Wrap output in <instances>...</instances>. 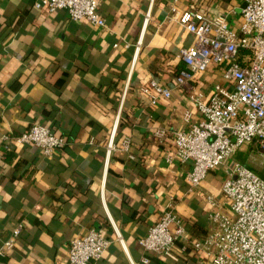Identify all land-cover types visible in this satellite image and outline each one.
Instances as JSON below:
<instances>
[{"label":"crops","instance_id":"1","mask_svg":"<svg viewBox=\"0 0 264 264\" xmlns=\"http://www.w3.org/2000/svg\"><path fill=\"white\" fill-rule=\"evenodd\" d=\"M35 1L0 0V250L23 224L0 264H69L70 240L92 228L105 230L112 242L91 264H146L145 256L148 264H212L193 242L214 229L215 205L226 211V166L193 187L192 165L167 158L173 130L200 119L191 94L209 96L215 84L226 85L222 68L176 86L186 68L179 50L196 38L171 17L173 0H99L107 27L73 20L64 9L49 13ZM244 3L179 0L177 6L224 15L238 29ZM152 79L172 96L153 105L142 91ZM37 122L68 144L46 156L14 141ZM114 128L116 149L108 161ZM172 205L187 232L175 246L176 261L139 244Z\"/></svg>","mask_w":264,"mask_h":264},{"label":"built area","instance_id":"2","mask_svg":"<svg viewBox=\"0 0 264 264\" xmlns=\"http://www.w3.org/2000/svg\"><path fill=\"white\" fill-rule=\"evenodd\" d=\"M178 1L173 0L170 5L171 17L196 39L194 45L179 50L186 68L178 74L176 86L191 85L199 74L218 66L227 82L215 84L209 96L204 92L191 94L200 119L187 129L172 132L175 147L167 159L192 165L188 180L193 187L201 185L211 170L226 166L223 185L226 211L215 205L210 214L214 229L203 240L194 241L193 248L212 264H264V178L252 167L231 160L244 145L255 144L264 152V0H244L238 29L224 15L211 17L194 6L179 10ZM35 6L49 13L64 9L73 20L108 26L107 18L100 12L99 0H36ZM150 16L151 11L147 13V21ZM142 44L140 37L137 53ZM243 49L250 53L242 55ZM142 91L153 105L173 93L155 79ZM115 131L114 128L108 143V161L116 149ZM164 134L163 130L157 131L159 136ZM13 139L19 144L39 147L46 156L68 144L64 136L38 122ZM129 147L127 140L124 148ZM209 200L214 204L212 195ZM112 223L116 238L123 241L117 225ZM22 228L23 224L14 228L0 255L14 247ZM185 237L183 221L172 205L139 238V244L148 253L176 261L175 246ZM111 242L105 230L98 228L75 236L69 243V264H91L101 259ZM143 263H150V258L145 256Z\"/></svg>","mask_w":264,"mask_h":264},{"label":"rangeland","instance_id":"3","mask_svg":"<svg viewBox=\"0 0 264 264\" xmlns=\"http://www.w3.org/2000/svg\"><path fill=\"white\" fill-rule=\"evenodd\" d=\"M231 160L252 167L261 177L264 178V152L259 146L255 144L244 145L233 155Z\"/></svg>","mask_w":264,"mask_h":264},{"label":"trees","instance_id":"4","mask_svg":"<svg viewBox=\"0 0 264 264\" xmlns=\"http://www.w3.org/2000/svg\"><path fill=\"white\" fill-rule=\"evenodd\" d=\"M249 53H250V51L246 50V49H243L242 52H241L242 55L249 54Z\"/></svg>","mask_w":264,"mask_h":264}]
</instances>
